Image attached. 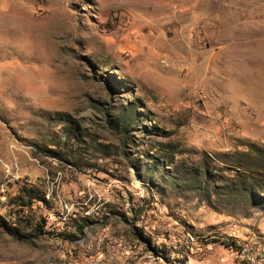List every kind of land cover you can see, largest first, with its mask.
Returning a JSON list of instances; mask_svg holds the SVG:
<instances>
[{
  "label": "rangeland",
  "instance_id": "374dc122",
  "mask_svg": "<svg viewBox=\"0 0 264 264\" xmlns=\"http://www.w3.org/2000/svg\"><path fill=\"white\" fill-rule=\"evenodd\" d=\"M240 159L264 162V0H0V216L27 238L0 228V264H244Z\"/></svg>",
  "mask_w": 264,
  "mask_h": 264
},
{
  "label": "trees",
  "instance_id": "16d2710c",
  "mask_svg": "<svg viewBox=\"0 0 264 264\" xmlns=\"http://www.w3.org/2000/svg\"><path fill=\"white\" fill-rule=\"evenodd\" d=\"M244 157V156H243ZM243 157L241 159H243ZM238 161L237 164L233 165V170L238 173V179L233 180L228 183L224 182L223 186L218 185V187H226L228 189V194H234L236 192H241L242 194L249 196L250 198L261 194L264 196V162L261 163H244ZM204 174L209 176L208 170H204ZM212 179L217 186L215 178ZM31 190H27L28 196ZM31 198V196H29ZM33 197V196H32ZM0 228L5 230L8 234L15 237L16 239L25 240L27 238L25 235L21 234L16 226H13L10 222H7L0 216ZM81 229V228H80Z\"/></svg>",
  "mask_w": 264,
  "mask_h": 264
},
{
  "label": "built area",
  "instance_id": "2783aa9c",
  "mask_svg": "<svg viewBox=\"0 0 264 264\" xmlns=\"http://www.w3.org/2000/svg\"><path fill=\"white\" fill-rule=\"evenodd\" d=\"M236 256L244 264H264V245L260 243L240 244Z\"/></svg>",
  "mask_w": 264,
  "mask_h": 264
}]
</instances>
